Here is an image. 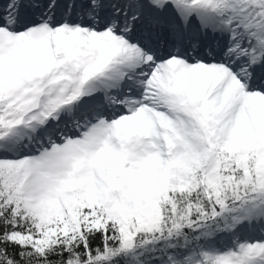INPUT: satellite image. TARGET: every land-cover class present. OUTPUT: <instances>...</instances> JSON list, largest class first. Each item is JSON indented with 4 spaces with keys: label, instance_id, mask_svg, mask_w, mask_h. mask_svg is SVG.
<instances>
[{
    "label": "snow or ice",
    "instance_id": "snow-or-ice-1",
    "mask_svg": "<svg viewBox=\"0 0 264 264\" xmlns=\"http://www.w3.org/2000/svg\"><path fill=\"white\" fill-rule=\"evenodd\" d=\"M0 264H264V0H0Z\"/></svg>",
    "mask_w": 264,
    "mask_h": 264
}]
</instances>
